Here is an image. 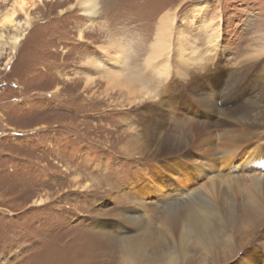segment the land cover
<instances>
[{
  "label": "rangeland",
  "instance_id": "obj_1",
  "mask_svg": "<svg viewBox=\"0 0 264 264\" xmlns=\"http://www.w3.org/2000/svg\"><path fill=\"white\" fill-rule=\"evenodd\" d=\"M11 3L0 0V17ZM167 11L162 72L146 59ZM24 19L0 28V46L21 31L15 48L0 49V264H120L113 235L163 228L155 202L127 199V180L151 162L183 161L150 153L205 134L216 118L227 123L197 141L208 168L193 179L195 201L218 213V243L208 254L188 244L177 264H264V182L253 201L248 190L264 177V0H99L92 24L76 0H41ZM225 144L256 149V170L215 179ZM172 245L165 237L142 264H170Z\"/></svg>",
  "mask_w": 264,
  "mask_h": 264
},
{
  "label": "bare ground",
  "instance_id": "obj_2",
  "mask_svg": "<svg viewBox=\"0 0 264 264\" xmlns=\"http://www.w3.org/2000/svg\"><path fill=\"white\" fill-rule=\"evenodd\" d=\"M11 1V6L7 8L0 17V28H6L8 26L19 24L20 22L16 21L18 12H24V15L26 16V20H24L26 22V26H28L27 20L29 18V10L36 1L41 0ZM76 6L79 8L82 15L90 18V24L95 22L99 0H76ZM171 25L172 17L167 11L159 18L155 41L151 52L146 59L147 65H155L156 68L162 72H167L169 70L165 55L170 51L169 38ZM20 32H15L9 36V43L1 40L2 43L0 49L7 43L12 47V49L15 48L21 37ZM2 35L3 34H1L0 38H2ZM213 35L215 38L218 37V27L217 31H214ZM118 52L120 51L117 50L114 55V62L116 64H121L123 60H121ZM111 75L113 76L112 80L114 81L120 76V73L115 72L111 73ZM87 81H89V79H87ZM210 85L211 84L208 83L206 86ZM180 89L182 90L181 86L178 87L177 92H179ZM218 111L221 115H226L225 110ZM204 115L208 119V117L211 118L210 116L212 114ZM212 123L209 124V129H205L206 131L203 132L205 134H202L199 137H194L193 139L185 137L181 140L178 146H170L169 144L159 145L158 149L156 147V149L150 153V155L152 154L153 156L156 155L160 157L168 155L166 156V159L171 160L180 159L173 157L179 154L183 161L178 163L173 162L172 165H169L170 163L168 160H163L161 166H156L155 163L151 162L146 167L145 172L138 169L139 174H136L132 177V179L130 178L127 180V186L125 187L127 199L132 201L133 206H140L142 203L150 205V201L155 202V206L162 209L159 217L163 223V228L160 229L161 233L156 236L148 229H143L139 233L132 236H121L118 238V236L113 235V241L115 243H111V246L115 249V251H120V264H142L143 262L141 260L147 255L148 251L160 252L162 248L161 242L165 237H169L173 242V245L170 247L171 249H169L166 253L168 263L170 264H177L180 254H187L186 250L188 244L200 246L207 254L213 251L215 244L218 243V239L213 233L212 218L214 214L218 215V213L213 208L211 210L195 201V197L198 195V192H196L197 188L193 179L196 178L195 173L202 169L201 165L208 168V165L204 164L209 156L208 152L205 151L207 148L199 146L197 141L199 142L200 140L201 144L204 143L202 141L210 142V140H206L202 136L206 134H214L212 128L216 127V123L227 122L223 121V119L219 120V118H216V120H213ZM211 125L213 127H211ZM217 134L220 135V133ZM192 146L196 148V152L198 151V147L200 148L198 151L201 156V158L198 157L200 160H197L198 154H191L190 150H186L188 147ZM232 147L233 146L228 147L227 144H225V149L220 150V152L223 153L221 158H219L218 162H212L213 167H215V163L217 166V172L214 174L218 177L215 179L228 176L234 179H241L245 173L256 170L257 164L250 162L259 156L256 149L244 150L242 148L238 150L236 146L235 149ZM185 160H189L188 163H185ZM181 165H183V168L179 170V166ZM213 167L210 168L212 171H214ZM178 173L181 174V176ZM215 175L212 174V176ZM251 178L252 182L251 185H249L248 190H250L249 193L251 194L252 199L253 187H260V183L264 182V177L260 174H254ZM215 179L213 178L208 185L212 186ZM212 189L213 188H210L211 192H213ZM180 198L182 199L180 200L181 205L176 202V200ZM41 201L42 200L39 199L38 202ZM255 201L258 202L257 200ZM173 204H176L177 206ZM119 215L122 218H125V214L120 213ZM128 218L130 217L128 216ZM118 225L119 224L117 222L110 223L111 228H116ZM102 227H104V225H102ZM175 233H178V238H175ZM241 261L242 257L240 259V262Z\"/></svg>",
  "mask_w": 264,
  "mask_h": 264
}]
</instances>
